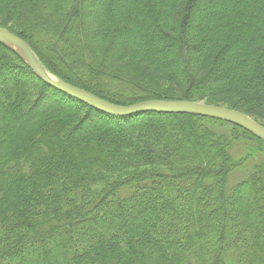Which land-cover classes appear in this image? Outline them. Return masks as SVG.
I'll return each mask as SVG.
<instances>
[{"label": "trees", "instance_id": "1", "mask_svg": "<svg viewBox=\"0 0 264 264\" xmlns=\"http://www.w3.org/2000/svg\"><path fill=\"white\" fill-rule=\"evenodd\" d=\"M0 27L112 104L264 125V0H0ZM0 264H264V142L196 115H105L0 44Z\"/></svg>", "mask_w": 264, "mask_h": 264}, {"label": "water", "instance_id": "2", "mask_svg": "<svg viewBox=\"0 0 264 264\" xmlns=\"http://www.w3.org/2000/svg\"><path fill=\"white\" fill-rule=\"evenodd\" d=\"M0 44L22 60L45 85L105 115L121 118L146 113L196 115L236 125L264 142V125L236 110L189 100H154L119 106L56 78L43 66L26 41L2 27Z\"/></svg>", "mask_w": 264, "mask_h": 264}, {"label": "rangeland", "instance_id": "3", "mask_svg": "<svg viewBox=\"0 0 264 264\" xmlns=\"http://www.w3.org/2000/svg\"><path fill=\"white\" fill-rule=\"evenodd\" d=\"M100 5H99V3H98V5H94V7H93V12L95 13V12H99L100 11V7H99ZM88 21L90 22V23H92V19H88ZM202 103H204V102H202ZM205 104H207V103H205ZM212 105V104H211ZM222 107V106H221ZM237 111V110H236ZM239 112V111H238ZM240 113H242V112H240ZM244 114V113H243ZM250 143H254V142H252V141H249V143H246V142H243V144L240 146V147H237L236 148V150H235V155H238V156H240L241 154H249V153H251L252 155H255V150H254V145L253 144H250ZM253 149V150H252ZM263 156L262 155H259L258 156V159L259 158H262ZM240 175L241 174H238L237 176H235L234 177V179H238L239 177H240Z\"/></svg>", "mask_w": 264, "mask_h": 264}]
</instances>
